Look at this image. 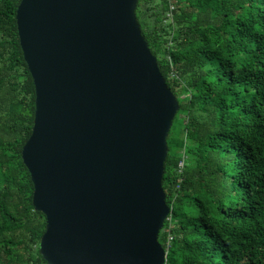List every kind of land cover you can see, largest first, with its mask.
I'll return each instance as SVG.
<instances>
[{
  "label": "trees",
  "instance_id": "1",
  "mask_svg": "<svg viewBox=\"0 0 264 264\" xmlns=\"http://www.w3.org/2000/svg\"><path fill=\"white\" fill-rule=\"evenodd\" d=\"M19 2L0 0V264H46L21 157L35 107ZM135 14L179 103L162 176L165 264H264V0H137Z\"/></svg>",
  "mask_w": 264,
  "mask_h": 264
},
{
  "label": "water",
  "instance_id": "2",
  "mask_svg": "<svg viewBox=\"0 0 264 264\" xmlns=\"http://www.w3.org/2000/svg\"><path fill=\"white\" fill-rule=\"evenodd\" d=\"M137 0H20L34 85L21 157L45 216L46 264H165L162 187L179 103L136 19Z\"/></svg>",
  "mask_w": 264,
  "mask_h": 264
},
{
  "label": "rangeland",
  "instance_id": "3",
  "mask_svg": "<svg viewBox=\"0 0 264 264\" xmlns=\"http://www.w3.org/2000/svg\"><path fill=\"white\" fill-rule=\"evenodd\" d=\"M176 121H177V120H175V122H176ZM168 133H169V132H168ZM179 162H180V161H179ZM182 167H183V166H182ZM182 167H181V168H182ZM181 168L179 167V163H178V171H180ZM170 209H171V208H170ZM168 215H169V214H168ZM167 218H168V216H167ZM167 218H166V219H167ZM166 219H165V220H166ZM165 220H164V221H165ZM169 236H171V235L169 234ZM169 236H168V238H169L170 240H168V243H169L170 241H172V238H171L172 236H171V237H169ZM38 243H39V242H38ZM38 248H39V247H38ZM165 250H166V255H167V250H168L167 247L165 248Z\"/></svg>",
  "mask_w": 264,
  "mask_h": 264
},
{
  "label": "built area",
  "instance_id": "4",
  "mask_svg": "<svg viewBox=\"0 0 264 264\" xmlns=\"http://www.w3.org/2000/svg\"><path fill=\"white\" fill-rule=\"evenodd\" d=\"M183 166V160H181L180 162H179V167L181 168ZM169 237H171V236H169ZM172 238V237H171ZM168 240H170L169 238H168Z\"/></svg>",
  "mask_w": 264,
  "mask_h": 264
}]
</instances>
